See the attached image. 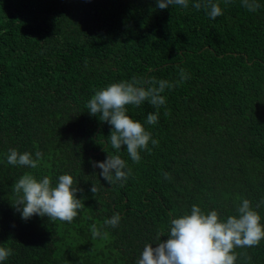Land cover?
<instances>
[{"label":"trees","instance_id":"1","mask_svg":"<svg viewBox=\"0 0 264 264\" xmlns=\"http://www.w3.org/2000/svg\"><path fill=\"white\" fill-rule=\"evenodd\" d=\"M220 3L212 20L155 0H0V246L14 252L5 264H135L193 204L226 219L238 197L254 208L264 199V0L256 12ZM181 68L190 79L165 91L156 125L146 123L155 108L129 107L159 145L138 164L125 146L118 154L132 175L108 185L89 161L117 154L111 126L87 112L88 100L133 77L174 83ZM12 148L42 151L40 167L8 164ZM25 172L53 184L72 175L85 208L72 223L22 220L12 186ZM256 210L264 218V205ZM116 212L119 226H105ZM93 224L108 237L94 240ZM237 251L240 264L244 253L264 264V241Z\"/></svg>","mask_w":264,"mask_h":264},{"label":"clouds","instance_id":"2","mask_svg":"<svg viewBox=\"0 0 264 264\" xmlns=\"http://www.w3.org/2000/svg\"><path fill=\"white\" fill-rule=\"evenodd\" d=\"M156 7L164 10L174 6L187 9L190 6L197 11L203 10L207 16L215 20L224 14L220 0H155ZM225 4L231 0H224ZM242 7L248 12H256L261 8L259 0H240ZM179 79L170 82L164 79L149 77H133L131 80L113 82L108 86L95 90L88 100L86 108L91 116L98 117L101 123L111 126L107 143L117 154L107 153L103 162L89 161L93 169L99 168L100 177L111 186L121 187L132 175L127 162L118 154L126 146V153L134 163H140L141 152L151 153L149 145L158 146L159 140L153 139L152 133L141 122L128 114L129 107L139 108L147 103L156 109L147 115L146 123L156 125L160 117V109L167 104L164 95L190 79L184 69L179 71ZM165 108L164 115H169ZM44 153L36 151L21 153L17 149H9L6 154L7 163L18 168L37 169L43 161ZM164 179H170V173L162 172ZM16 197L14 208L21 219L28 221L34 216L47 217L50 222L72 223L85 208L82 199L77 198L83 190L77 186L72 175L64 174L53 184L50 176L37 179L31 172H25L12 186ZM94 194L98 188L92 185ZM236 214L226 219L216 210L205 212L196 204L191 206L190 214L185 213L170 220L167 231L157 234V243H146L135 264H240L241 253L237 249L257 247L264 241V218L256 210L264 205V199L255 208L246 198H240ZM121 222L118 212L104 225L116 228ZM92 237L106 239L107 231H101L95 224L91 225ZM166 239H162L165 238ZM14 255L11 248L0 246V264ZM244 264L251 261V256L244 253Z\"/></svg>","mask_w":264,"mask_h":264}]
</instances>
